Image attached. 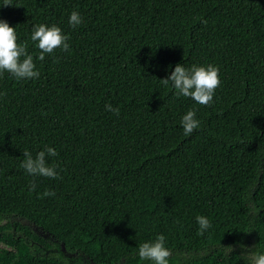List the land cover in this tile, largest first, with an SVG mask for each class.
Segmentation results:
<instances>
[{"label":"trees","instance_id":"trees-1","mask_svg":"<svg viewBox=\"0 0 264 264\" xmlns=\"http://www.w3.org/2000/svg\"><path fill=\"white\" fill-rule=\"evenodd\" d=\"M5 2L40 75L0 73V264H152L137 253L158 235L168 264L264 253V0ZM37 24L69 50L39 59ZM177 63L218 68L210 104L161 82ZM190 109L200 127L185 136ZM46 146L55 179L21 167Z\"/></svg>","mask_w":264,"mask_h":264},{"label":"clouds","instance_id":"clouds-1","mask_svg":"<svg viewBox=\"0 0 264 264\" xmlns=\"http://www.w3.org/2000/svg\"><path fill=\"white\" fill-rule=\"evenodd\" d=\"M5 5H11L6 2ZM68 23L75 27L82 23L81 14L72 11L68 16ZM30 40L40 50L39 59H44L45 54H53L57 49L60 51L69 50V37L62 29L53 24L32 25ZM7 72L16 80H35L39 78V71L34 62L33 56L28 53L27 45L18 43V36L15 27L0 19V73ZM219 70L216 66L208 64L192 65L185 67L177 63L166 78L160 79L165 85H171L177 97L190 98L196 104L208 105L213 101L214 92L220 85ZM106 110L113 109L111 104L105 105ZM180 124L185 136L190 135L200 127V121L196 118L194 110H188L181 117ZM24 160L21 167L30 176L57 178L59 172L54 164L49 163L48 158L57 155L56 150L46 146L44 150L36 153L33 157L27 150L23 153ZM44 196L54 195L45 191ZM199 231H207L211 227L210 220L204 215L196 216ZM137 255L143 261L150 260L152 264H168L170 255L169 249L165 246V237L158 235L155 240L146 241L139 245ZM250 264H264V253H257L249 257Z\"/></svg>","mask_w":264,"mask_h":264},{"label":"rangeland","instance_id":"rangeland-1","mask_svg":"<svg viewBox=\"0 0 264 264\" xmlns=\"http://www.w3.org/2000/svg\"><path fill=\"white\" fill-rule=\"evenodd\" d=\"M2 223H3V222H2ZM31 229H32V231H33L35 234H37V235L43 237L44 239H47L46 234H44L43 232L39 231L38 229H36V228H34V227H31ZM47 240L50 242V239H47ZM2 246H3V244L0 243V247H2ZM67 255H68V254H67ZM68 256H70V255H68Z\"/></svg>","mask_w":264,"mask_h":264}]
</instances>
